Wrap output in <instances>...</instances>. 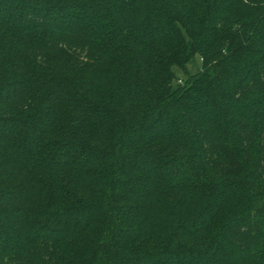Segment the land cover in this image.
<instances>
[{
	"label": "trees",
	"instance_id": "16d2710c",
	"mask_svg": "<svg viewBox=\"0 0 264 264\" xmlns=\"http://www.w3.org/2000/svg\"><path fill=\"white\" fill-rule=\"evenodd\" d=\"M0 264H264V0H0Z\"/></svg>",
	"mask_w": 264,
	"mask_h": 264
},
{
	"label": "rangeland",
	"instance_id": "374dc122",
	"mask_svg": "<svg viewBox=\"0 0 264 264\" xmlns=\"http://www.w3.org/2000/svg\"><path fill=\"white\" fill-rule=\"evenodd\" d=\"M202 58L197 57L196 63L189 65V71L193 74L197 73L201 69ZM179 77L183 76V73L180 70H177Z\"/></svg>",
	"mask_w": 264,
	"mask_h": 264
}]
</instances>
